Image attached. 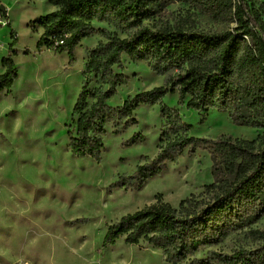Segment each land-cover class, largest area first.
<instances>
[{"label": "trees", "instance_id": "16d2710c", "mask_svg": "<svg viewBox=\"0 0 264 264\" xmlns=\"http://www.w3.org/2000/svg\"><path fill=\"white\" fill-rule=\"evenodd\" d=\"M55 8L29 20L40 28L36 50L66 53L71 61L77 45L94 33L96 45L86 50L81 87L71 109L68 147L75 156L99 162L106 126L120 134L137 123L139 105L159 106L163 117L159 152L143 156L131 174L111 186L138 189L168 162L204 150L211 159L212 181L176 205L157 194L155 201L108 223L102 247L119 239L159 249L168 264H264V229L252 225L264 214V2L262 0H48ZM173 2L187 4L225 28L203 31L184 25L149 26ZM8 21L7 11L0 9ZM94 23H106L96 28ZM1 57L0 93L11 91L18 69L14 60L17 36ZM123 34V36L121 35ZM28 49H25L26 53ZM144 60L163 76L161 85L128 95L121 105L108 101L128 81L122 56ZM176 94L177 103L198 112L226 113L236 125L260 130L255 138H215L189 134L191 125L163 101ZM134 133L123 142L144 141ZM243 232L252 246L222 249L224 240ZM248 245V244H247ZM219 246L218 249H213ZM202 253L201 255H198Z\"/></svg>", "mask_w": 264, "mask_h": 264}, {"label": "rangeland", "instance_id": "374dc122", "mask_svg": "<svg viewBox=\"0 0 264 264\" xmlns=\"http://www.w3.org/2000/svg\"><path fill=\"white\" fill-rule=\"evenodd\" d=\"M0 4L6 7L8 17L0 28V57L11 42L9 22L17 36L14 60L19 75L11 91L0 95V264H168L159 249L146 243L132 245L119 239L102 247L106 225L154 202L157 194L176 205L201 192L212 181L210 156L204 150L184 153L138 189L111 186L119 176L131 174L144 161L143 156L153 158L159 152L163 122L159 106L139 105L133 111L137 123L120 134H113L108 124L99 162L73 155L67 136L71 109L81 87L86 50L96 45L100 35L83 39L70 61L66 53L35 48L41 29H31L28 22L55 8L48 0H0ZM145 24L184 25L203 31L225 28L224 23L179 2L170 3ZM94 25L107 27L106 23ZM41 63H47L49 71L34 69ZM122 63L123 68L115 71L128 81L108 101L111 106L163 82V76L144 60L123 55ZM163 101L179 111L191 125L189 134L193 136L252 139L260 133L249 126L237 131L234 126L241 125L215 109L205 114L187 109L184 103H177L176 94ZM138 132L144 141L123 144ZM78 157H84V162ZM252 226L264 229V214ZM237 245L252 246L240 232L227 237L222 249L227 252Z\"/></svg>", "mask_w": 264, "mask_h": 264}, {"label": "bare ground", "instance_id": "6f19581e", "mask_svg": "<svg viewBox=\"0 0 264 264\" xmlns=\"http://www.w3.org/2000/svg\"><path fill=\"white\" fill-rule=\"evenodd\" d=\"M10 8H9V12H10ZM48 64L46 63H41V64H37L36 66H34V69L36 70V71H41V70H43V71H49V69H48ZM0 69H1V65H0ZM18 78H19V75L17 76V78L14 80V83L13 84H15L16 85V82H17V80H18ZM225 120L227 121L226 123L228 124V125H232L231 123H230V121L225 117ZM234 128L235 129H237V131H241V130H244L245 129V127H243V126H241V127H238V126H234ZM78 159L80 160V162H84V157H78ZM153 180H155V178L154 179H152L149 183H151Z\"/></svg>", "mask_w": 264, "mask_h": 264}, {"label": "water", "instance_id": "95a60500", "mask_svg": "<svg viewBox=\"0 0 264 264\" xmlns=\"http://www.w3.org/2000/svg\"><path fill=\"white\" fill-rule=\"evenodd\" d=\"M0 9H1L2 11H4V12L7 11L6 7H5L3 4H0Z\"/></svg>", "mask_w": 264, "mask_h": 264}, {"label": "built area", "instance_id": "2783aa9c", "mask_svg": "<svg viewBox=\"0 0 264 264\" xmlns=\"http://www.w3.org/2000/svg\"><path fill=\"white\" fill-rule=\"evenodd\" d=\"M3 24H4V20L1 18V15H0V28L2 27Z\"/></svg>", "mask_w": 264, "mask_h": 264}, {"label": "crops", "instance_id": "0c3cea01", "mask_svg": "<svg viewBox=\"0 0 264 264\" xmlns=\"http://www.w3.org/2000/svg\"><path fill=\"white\" fill-rule=\"evenodd\" d=\"M0 59H1V57H0ZM0 65H1V64H0ZM0 70H1V72L4 70V69L2 68V66H1V69H0ZM1 93H2V92H1ZM1 93H0V95H1ZM5 95H6V94H5Z\"/></svg>", "mask_w": 264, "mask_h": 264}]
</instances>
